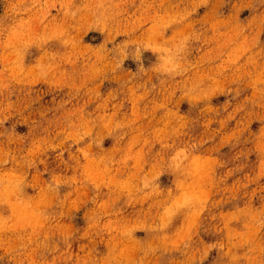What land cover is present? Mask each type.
I'll return each mask as SVG.
<instances>
[{
	"label": "clouds",
	"instance_id": "9594fccd",
	"mask_svg": "<svg viewBox=\"0 0 264 264\" xmlns=\"http://www.w3.org/2000/svg\"><path fill=\"white\" fill-rule=\"evenodd\" d=\"M0 264H264V0H0Z\"/></svg>",
	"mask_w": 264,
	"mask_h": 264
}]
</instances>
